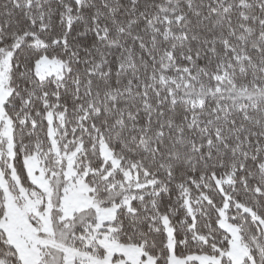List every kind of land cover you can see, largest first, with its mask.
<instances>
[{
    "label": "snow or ice",
    "instance_id": "snow-or-ice-1",
    "mask_svg": "<svg viewBox=\"0 0 264 264\" xmlns=\"http://www.w3.org/2000/svg\"><path fill=\"white\" fill-rule=\"evenodd\" d=\"M0 264H264V0H0Z\"/></svg>",
    "mask_w": 264,
    "mask_h": 264
}]
</instances>
